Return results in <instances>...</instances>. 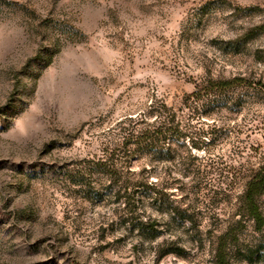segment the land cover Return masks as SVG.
Masks as SVG:
<instances>
[{
	"label": "rangeland",
	"instance_id": "1",
	"mask_svg": "<svg viewBox=\"0 0 264 264\" xmlns=\"http://www.w3.org/2000/svg\"><path fill=\"white\" fill-rule=\"evenodd\" d=\"M259 80L264 0H0V264H264Z\"/></svg>",
	"mask_w": 264,
	"mask_h": 264
},
{
	"label": "trees",
	"instance_id": "2",
	"mask_svg": "<svg viewBox=\"0 0 264 264\" xmlns=\"http://www.w3.org/2000/svg\"><path fill=\"white\" fill-rule=\"evenodd\" d=\"M238 78H234L231 80H226V81H211L208 83L207 86H202V90L204 87L207 88V92H215L221 89H226L230 88V86H233L234 82H236ZM200 88V90H201ZM253 88L258 92H264V82L262 81H257L253 85ZM194 91L192 93V96H195V98L199 99L201 95H199V91ZM210 90V91H209ZM157 116L154 120L153 125H151L153 128L150 130V128H146L142 130L141 132H138L137 134H129L128 137H126V143L130 144H139V143H144L145 146H150L151 149L157 148L159 146L158 144H164L165 139L167 135L165 133L163 134L161 132V129L165 128L166 130L171 129L170 124L173 122L170 119H163L161 117L163 114L161 113L160 109L158 108L156 110ZM142 122L144 121L143 119L141 120ZM169 124V126H167ZM157 125V126H156ZM178 136L176 137V139ZM146 188L149 189V193L154 192L157 196L159 191L157 190V183L156 181H149L145 183ZM264 194V164L260 165L256 171L250 176L248 179L246 186H245V191L243 194V199H242V205L244 210L246 211V215L253 219L258 225L262 222V216L261 212L259 209V204H258V199L259 197ZM157 199V197H154V200ZM214 264H231L227 255L225 252L220 248L217 250L215 256H214Z\"/></svg>",
	"mask_w": 264,
	"mask_h": 264
}]
</instances>
